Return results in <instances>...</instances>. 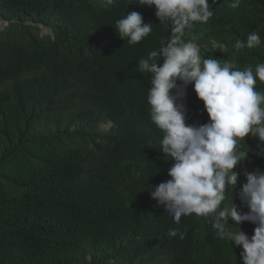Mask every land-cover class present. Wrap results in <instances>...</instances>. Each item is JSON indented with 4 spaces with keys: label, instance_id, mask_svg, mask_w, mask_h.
Returning a JSON list of instances; mask_svg holds the SVG:
<instances>
[{
    "label": "trees",
    "instance_id": "obj_1",
    "mask_svg": "<svg viewBox=\"0 0 264 264\" xmlns=\"http://www.w3.org/2000/svg\"><path fill=\"white\" fill-rule=\"evenodd\" d=\"M75 1L0 0V264H243L242 247L218 238L211 218L192 214L176 224L150 194L171 179L173 162L150 121L151 74L136 68L168 38L169 22L156 23L128 61L118 45L89 48L84 24L72 22ZM232 3L209 0L213 15L185 38L205 58L255 70L264 64V0ZM257 29L261 44L248 48ZM237 40L245 47L235 49ZM256 90L264 92V82ZM183 102L188 124L208 122L193 85ZM241 146L248 157L235 169L237 191L245 169L264 171L258 138ZM233 201L230 187L222 207ZM234 202L248 211L238 195ZM239 227L251 237L256 225ZM169 229L184 238L168 237Z\"/></svg>",
    "mask_w": 264,
    "mask_h": 264
},
{
    "label": "clouds",
    "instance_id": "obj_2",
    "mask_svg": "<svg viewBox=\"0 0 264 264\" xmlns=\"http://www.w3.org/2000/svg\"><path fill=\"white\" fill-rule=\"evenodd\" d=\"M142 5L155 6L156 12L142 13ZM232 7H239V0H233ZM71 15L73 23L84 24L89 48L105 52L118 45L128 61L135 47L152 36L156 23L169 22L168 38L139 59L136 68L140 76L151 74L150 121L163 133L160 148L173 162L171 179L152 186L151 197L176 224L192 214L211 218L218 238L242 247L243 264H264V171L245 169L247 182L238 191L241 173L235 171L248 157L241 141L251 135L264 145V92L256 90L257 80L264 82V64L241 70L234 61L205 58L195 39L185 38L194 24L206 23L213 15L209 0H76ZM143 15L150 16V22L145 23ZM260 44L259 30H253L247 47ZM233 47L240 50L245 44L237 40ZM189 85L204 103L206 123H187L183 98ZM230 187L234 201L238 195L248 211H240L234 201L222 207ZM244 222L256 225L251 237L239 227ZM178 234L184 238L178 229L167 232L170 238Z\"/></svg>",
    "mask_w": 264,
    "mask_h": 264
},
{
    "label": "rangeland",
    "instance_id": "obj_3",
    "mask_svg": "<svg viewBox=\"0 0 264 264\" xmlns=\"http://www.w3.org/2000/svg\"><path fill=\"white\" fill-rule=\"evenodd\" d=\"M3 23L2 20L0 19V28L2 27ZM45 32H47V30H44Z\"/></svg>",
    "mask_w": 264,
    "mask_h": 264
}]
</instances>
